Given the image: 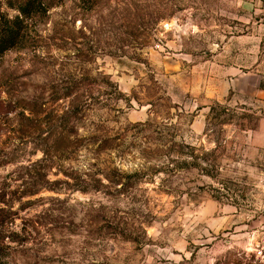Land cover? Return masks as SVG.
<instances>
[{
    "label": "rangeland",
    "instance_id": "374dc122",
    "mask_svg": "<svg viewBox=\"0 0 264 264\" xmlns=\"http://www.w3.org/2000/svg\"><path fill=\"white\" fill-rule=\"evenodd\" d=\"M255 8L63 0L29 21L0 57L3 264H264L258 116L208 101Z\"/></svg>",
    "mask_w": 264,
    "mask_h": 264
},
{
    "label": "crops",
    "instance_id": "0c3cea01",
    "mask_svg": "<svg viewBox=\"0 0 264 264\" xmlns=\"http://www.w3.org/2000/svg\"><path fill=\"white\" fill-rule=\"evenodd\" d=\"M255 5V22L227 46L231 53L224 59L218 75L222 77L216 80H221L219 85L209 84L208 101L255 111L257 126L249 145L255 153L264 154V0H255Z\"/></svg>",
    "mask_w": 264,
    "mask_h": 264
},
{
    "label": "trees",
    "instance_id": "16d2710c",
    "mask_svg": "<svg viewBox=\"0 0 264 264\" xmlns=\"http://www.w3.org/2000/svg\"><path fill=\"white\" fill-rule=\"evenodd\" d=\"M61 1L63 0H0V57L10 50L23 48L29 37V21L35 16L46 14L52 6ZM5 10L13 11L14 14L10 16ZM0 188V264H3L4 258L11 253V244L16 234H9L7 242L3 240L5 237L1 236V228L13 220L9 212L13 193L9 192L10 197L6 199L7 186L2 185ZM1 250L4 251L2 255Z\"/></svg>",
    "mask_w": 264,
    "mask_h": 264
}]
</instances>
